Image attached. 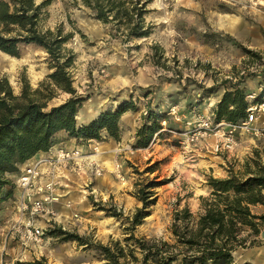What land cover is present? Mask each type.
Instances as JSON below:
<instances>
[{
    "label": "rangeland",
    "instance_id": "1",
    "mask_svg": "<svg viewBox=\"0 0 264 264\" xmlns=\"http://www.w3.org/2000/svg\"><path fill=\"white\" fill-rule=\"evenodd\" d=\"M145 9L149 35L123 38L112 36V28L95 20L80 3L54 0L48 7L44 27L62 24L72 33L64 47L74 55L68 71L82 99L77 125L114 112L124 101L133 103L135 110L121 115L118 140L105 131L88 141L57 134L58 143L84 146V157L94 151L92 145L105 151L98 160L86 161L92 173L68 177L70 187L57 210L59 215L76 213L77 218L61 222L55 217V234L39 251L12 242L0 264H104L96 246L128 236L124 219L142 206L134 197L139 185L158 184L151 190L149 200L154 202L148 217L135 227L134 236L166 237L178 199L180 207L197 211L198 198L210 192L208 177L225 178L240 170L253 151H264V135H242L235 150L217 154L211 151L214 137L190 145L185 141L197 117L214 113L223 93L240 78L242 90L255 95L251 105L264 101V0H149ZM51 71L47 54L33 45H20L17 56L0 51V77L7 78L14 95L20 94L22 82L35 89ZM69 97L58 93L49 106ZM92 111L87 120L80 118ZM147 111L158 115L160 134H154L147 147L134 149ZM257 120L258 125L264 123V112ZM105 143L108 147L102 148ZM14 174L5 177L14 182ZM252 211L259 215L264 208ZM248 249L234 253V264H242Z\"/></svg>",
    "mask_w": 264,
    "mask_h": 264
},
{
    "label": "trees",
    "instance_id": "2",
    "mask_svg": "<svg viewBox=\"0 0 264 264\" xmlns=\"http://www.w3.org/2000/svg\"><path fill=\"white\" fill-rule=\"evenodd\" d=\"M54 0H0V51L17 56L20 45H33L48 57L51 73L32 89L22 82L19 95L6 77H0V210L12 196L14 183L5 175L17 173L28 159L48 152L58 142L55 137L65 132L76 139H98L99 132L118 140L119 120L123 113L135 110L133 103L122 102L114 112L101 113L86 125L78 126L76 114L82 99L72 87L73 53L64 47L72 38L62 24L53 29L44 27ZM149 0H69L88 8L91 16L104 26H110L112 36L143 38L150 33L144 15ZM243 78L230 85L214 109V118L237 124L247 115V95L240 88ZM58 93L70 97L56 106L49 103ZM143 124L135 134L134 149L149 145L154 134L161 130L158 115L147 111ZM160 133H158L159 135ZM155 181L139 185L134 197L142 203L124 221L128 235L122 241L97 245L104 264H234V253L260 244L264 229V214L252 209L264 205V151H253L238 171L225 178L208 177L210 192L198 198L192 212L187 205L180 207L178 199L171 212L167 236L135 237L134 229L148 217L154 199ZM117 218V215H112ZM61 233V231H59ZM54 235L55 231L49 232ZM77 239V237H75ZM79 240V239H78ZM32 264H42L34 262ZM248 264V263H244Z\"/></svg>",
    "mask_w": 264,
    "mask_h": 264
},
{
    "label": "built area",
    "instance_id": "3",
    "mask_svg": "<svg viewBox=\"0 0 264 264\" xmlns=\"http://www.w3.org/2000/svg\"><path fill=\"white\" fill-rule=\"evenodd\" d=\"M254 96V93L250 94L249 99ZM262 112L264 101L250 105L246 118L237 124L222 120L217 122L213 112L199 115L196 124L187 133L186 144H196L207 137H214L211 146L213 153L235 150L240 136L257 138L264 135V123L257 124V116ZM84 155L79 146L61 142L19 166L17 179L13 182V194L2 207L8 204L6 209L10 213L2 241L3 252L12 242L18 243V248L41 250L44 241L50 238L55 217H59L57 206L64 205L62 201L65 200L66 189L70 187L68 177L88 171L92 173V165L89 169L86 167ZM71 215L70 219L77 218L76 213Z\"/></svg>",
    "mask_w": 264,
    "mask_h": 264
},
{
    "label": "crops",
    "instance_id": "4",
    "mask_svg": "<svg viewBox=\"0 0 264 264\" xmlns=\"http://www.w3.org/2000/svg\"><path fill=\"white\" fill-rule=\"evenodd\" d=\"M242 86L240 87L241 89L244 88V87L242 88ZM244 93L247 95V101H248L249 106H250L251 103H250L249 95L252 94L253 91H251L250 89L247 88V89H244ZM94 113H95V111H92V112L88 113L87 116L82 114L80 116V118L87 120L88 118H86V117H88L90 115H94ZM79 126H81V125H79ZM57 134H61V132H59ZM66 144H68V143H66ZM101 147L102 148H106V147H108V144H106V143L105 144H101ZM102 151L105 152L103 149H102ZM17 176H18V173L14 174L13 181H15L17 179ZM7 205L8 204H6L4 206V208L0 211V256L2 255V252H3L2 251V241H3V238L5 239L4 233H6V230H7V227H8L7 226V222L10 221V219H9L10 213H9V210L6 209ZM257 207L264 208V205H259V206H256L255 208H257ZM260 214H264V212H261ZM259 238H260V240H264V229L261 230ZM261 244L262 245H260V246H255V247H252V248H250L248 250H245V254L242 256V259H241V263L242 264L243 263L264 264V241H262Z\"/></svg>",
    "mask_w": 264,
    "mask_h": 264
},
{
    "label": "bare ground",
    "instance_id": "5",
    "mask_svg": "<svg viewBox=\"0 0 264 264\" xmlns=\"http://www.w3.org/2000/svg\"><path fill=\"white\" fill-rule=\"evenodd\" d=\"M84 148H85L84 146H80L79 147V149L82 152H84ZM92 148H93L94 151L86 153V154H90L89 156L85 157L88 161L98 160L99 157H101V155L104 153V152L99 150V147L97 145H92ZM58 219L61 222H65L67 220H70V216L69 215H64V217H62L61 215H59Z\"/></svg>",
    "mask_w": 264,
    "mask_h": 264
}]
</instances>
